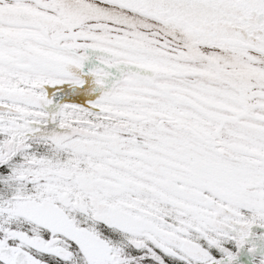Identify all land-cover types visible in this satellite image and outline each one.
Masks as SVG:
<instances>
[{"label": "snow or ice", "instance_id": "1", "mask_svg": "<svg viewBox=\"0 0 264 264\" xmlns=\"http://www.w3.org/2000/svg\"><path fill=\"white\" fill-rule=\"evenodd\" d=\"M0 264H264V0H0Z\"/></svg>", "mask_w": 264, "mask_h": 264}]
</instances>
